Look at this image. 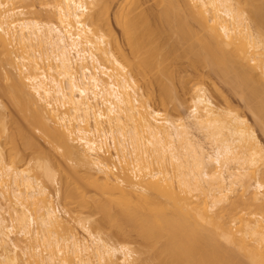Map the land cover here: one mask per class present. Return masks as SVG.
I'll return each mask as SVG.
<instances>
[{
	"label": "bare ground",
	"instance_id": "1",
	"mask_svg": "<svg viewBox=\"0 0 264 264\" xmlns=\"http://www.w3.org/2000/svg\"><path fill=\"white\" fill-rule=\"evenodd\" d=\"M46 1L0 0V264H264V146L204 86L264 137V0Z\"/></svg>",
	"mask_w": 264,
	"mask_h": 264
},
{
	"label": "rangeland",
	"instance_id": "2",
	"mask_svg": "<svg viewBox=\"0 0 264 264\" xmlns=\"http://www.w3.org/2000/svg\"><path fill=\"white\" fill-rule=\"evenodd\" d=\"M43 1V0H42ZM44 1H46V0H44ZM48 1V0H47ZM46 1V2H47ZM50 1H52V0H50ZM50 1H48L47 2V8L48 9H52L53 8V1L52 2H50ZM56 1V0H55ZM54 1V2H55ZM138 1H139V3H138ZM136 3H138V5H140L139 6V8H140V10L141 9H143V10H145V9H149V7H150V9H152L153 7H155V5L153 6V4H154V2H155V0H138ZM45 2V3H46ZM135 2V1H134ZM141 2V3H140ZM38 3V2H37ZM44 3V2H43ZM119 3H120V1H118V2H116V4H114L113 6H112V8H111V14L113 15L114 13H115V11L117 10V7H118V5H119ZM136 3L134 4V5H136ZM36 5H38V4H36L35 3V6ZM116 5V6H115ZM150 5V6H149ZM37 7V6H36ZM45 7V9H47ZM138 7V6H137ZM147 7V8H146ZM38 9H40L41 8V10L43 11V9H42V7L40 6V4L38 5V7H37ZM44 8V7H43ZM139 8H137L138 10H139ZM113 10V11H112ZM45 11V12H44ZM41 14H39V17H38V15L35 17V15L36 14H34V15H31V17L33 18V16L36 18V19H38V20H41V21H43V18L45 19V16L47 17L48 15H44V16H42L43 14H46V10H44ZM52 11H54V9H52ZM40 16H42V18L40 17ZM34 18V19H35ZM40 18V19H39ZM48 20H49V18H47ZM44 21H46V19L44 20ZM112 26H113V29H114V31L116 32V35H117V37H118V39L119 40H121V41H123V36H122V32H121V29H119V26L118 25H116L115 23H113L112 24ZM118 27V28H117ZM179 67V68H178ZM185 68H188L187 67V64L186 63H184L183 65H177V66H175V69L177 70H179L180 69V71L182 70V69H185ZM215 76H211L210 78H205L204 79V81H205V83H204V86L206 87V89H207V92H208V94L211 96V98H212V100H213V102L216 104V105H223V103L225 102V98L226 99H228L229 101H230V103L232 104L231 106L234 108V109H238L239 110V112H240V114L243 116V117H245L248 121H250L249 123L252 125V126H254V129H255V132H256V134H257V136H258V138H259V140L261 141V144L264 146V137L262 136V134H261V131H259V128H255V127H258V126H255V124L253 123L254 121H253V118H252V114L245 108V106L243 105V102L240 100V99H238L237 97H235L234 95H232L231 94V92H230V90H229V88L224 84V83H222L220 80V78L218 77L217 78V76H216V78H214ZM0 81H5V79L3 78V76H0ZM157 85H154V91H153V95L155 96V97H158L159 96V94H160V89H158V86L156 87ZM181 88L178 86V84H177V94H175L176 95V97H175V100H173L174 102H172V104L174 105L175 103H179V102H184V100L186 99L185 97H187L188 98V96L189 95H186V94H184L183 93V91L182 90H180ZM183 98H184V100H183ZM174 99V98H173ZM180 99V100H179ZM1 100V99H0ZM177 100V101H176ZM172 101V100H171ZM186 101V100H185ZM152 103H153V105L155 106V108H157L158 110H161V111H165L166 110V112H168V114H170V116L172 115V117H177V116H180V115H183V116H187L189 113H188V111H189V107H187V103L188 102H186L185 103V105L186 106H183V103H179V106L182 104V106H180V107H178L177 108V110H174L173 109V107H172V104H171V102H170V104L168 103V105L167 106H163L159 101H158V99L156 98L155 100H153L152 101ZM189 106V105H188ZM165 109V110H164ZM175 117V118H176ZM18 119L17 121H18V125H19V123H20V126H19V128L21 129V127H22V129L23 130H25V131H28L29 133H30V129H28V127H27V125H25L24 124V122H22L19 118L20 117H18V116H16L15 117V119ZM15 124V125H14ZM17 123H12L11 122V125H10V123H9V126H10V128H11V126L13 127V125L14 126H16V127H18V125H16ZM31 134V133H30ZM35 135V137H36V139H40L39 140V142H41L42 144L41 145H44L43 144V141H42V139L41 138H39L36 134H34ZM195 136L196 137H198V138H201L202 137V134L201 133H199V132H195ZM1 138V137H0ZM1 141H0V143L2 142H5V141H2V140H4V138H2V139H0ZM17 140H19L18 139V136H17ZM1 143V144H2ZM17 143H19V141L17 142ZM4 144V143H3ZM9 145V144H8ZM29 154V152H25V154ZM22 163V162H21ZM19 164V166H21L22 168H25V166H27V165H24V166H22V164H25L24 162L22 163V164ZM55 185V184H54ZM53 184H51L50 185V187H49V190H51V189H53L54 187H56V185L54 186ZM52 186H53V188H52ZM54 190V189H53ZM50 192H52V190L50 191ZM54 192V191H53ZM52 192V193H53ZM63 201H61V203H62ZM55 203V202H54ZM65 200H64V203H62L61 204V209L63 210L64 209V206H65ZM63 206V207H62ZM66 206H67V204H66ZM69 206H71V205H68V207L67 208H69ZM76 208V207H75ZM66 209V208H65ZM77 209H78V207H77ZM75 211V210H74ZM77 212V211H76ZM75 212V213H76ZM85 213H83L82 215H87L88 217H91V218H96V219H99L98 217H100V215H99V213H96L97 211H95V209H94V206L91 204V207L89 208L88 207V209H86L85 211H84ZM63 215H65L64 214V212L62 213ZM98 214V215H97ZM68 218V217H67ZM71 224L73 225L74 223H73V220H72V222H71ZM75 225V224H74ZM76 226V225H75ZM78 230H80L79 228H78ZM113 229L112 228H110L109 227V225H107V227L105 228V232H107V234L109 233V232H114V230L112 231ZM110 234V233H109ZM118 234V233H117ZM120 234V235H119ZM118 235H119V237H118V235H117V238H116V243H120V242H122V244H127V245H129V246H131L134 250H136V248H138V245H139V241H137L138 240V238H135V239H130L129 238V240H128V237L126 238L125 236H123V234H122V237H121V233H119ZM114 238V239H115ZM124 238V239H123ZM126 238V239H125ZM126 240V241H125ZM140 240V239H139ZM119 241V242H118ZM141 241V240H140ZM142 242V241H141ZM140 246H141V244H140ZM136 252V251H135ZM136 255L137 256H140L141 258H146V255L145 254H139V253H136Z\"/></svg>",
	"mask_w": 264,
	"mask_h": 264
}]
</instances>
